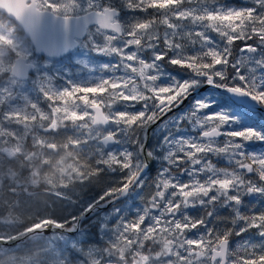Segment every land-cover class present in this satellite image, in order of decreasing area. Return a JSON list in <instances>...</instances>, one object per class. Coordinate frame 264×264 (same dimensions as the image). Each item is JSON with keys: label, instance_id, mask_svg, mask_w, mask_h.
Instances as JSON below:
<instances>
[{"label": "rangeland", "instance_id": "rangeland-1", "mask_svg": "<svg viewBox=\"0 0 264 264\" xmlns=\"http://www.w3.org/2000/svg\"><path fill=\"white\" fill-rule=\"evenodd\" d=\"M54 2L67 6L66 10L57 12L61 14L81 13L90 9L102 10L105 7L121 9L123 12L115 18L125 32L137 21L146 20L154 14L153 10L144 12L130 9L128 0H54ZM42 3L43 0H39V4ZM154 3L172 12H174V5H180L183 9L196 10L192 12L191 18L172 19L171 14L168 17L170 25H175L177 30V36L175 38L169 36V39H174L187 53L204 51L199 43L198 33L205 31L201 27L205 22L195 19L197 15L205 14L200 11L203 7L206 6L211 11L251 9L257 14H264V7H261L257 0H216L215 4L210 3V0H204L203 3H196L193 0L192 4H182L181 0H154ZM242 19L239 16H231L223 18V21L217 20L216 23L218 25L231 23L239 28ZM206 23L209 25L208 34L214 37L217 43H221L219 35L210 27L212 20L209 19ZM181 24L183 27H180ZM13 26L15 31L10 33V28ZM19 28L20 26L14 20L7 16L4 18L0 16V113L17 110L8 113L9 124L6 127L0 124V136L9 137V128L26 131L16 124H25L29 130H32L48 121H50L49 127L59 128L60 131L47 133L48 136H42L36 131V148L32 151L28 150L29 146L22 141L13 144L11 140H8L5 145H0L2 151L15 157L13 160L5 158L0 161V236L2 237L24 233L38 217L46 216L58 223L71 226L68 224L74 223L81 212L104 198L108 190L118 186L127 173L121 171L119 167L115 170L111 167L123 164V161L117 159L108 166L102 165L103 171L95 177L97 163L102 164L105 159H108L98 155L97 148L104 153L135 152L132 148L135 144L130 142V135L136 133L130 126L135 124L136 120L130 119L129 114H136L139 107L137 96H125L123 92L117 91L133 83L129 79H116L123 73V68L120 69V73L113 70L114 66L120 63L121 57L99 51L107 46V36L115 34L114 30H105L92 25L74 50L63 57L52 58L35 53L30 40ZM172 30V27L162 26L161 19L157 18L149 25V28L138 30V33L150 34L158 31L163 35L164 32ZM186 32H191L192 35L185 36ZM192 40H196L197 43L193 45ZM125 43L126 37L122 36L114 41L113 46L119 47ZM243 43L236 42L233 54L241 65L242 73L251 80L257 81L260 88H263L264 66L257 67V64L264 58V48L258 52L244 51ZM17 55L26 56L28 60L35 63L34 70L25 79H18L10 73L11 64ZM140 55L151 59L150 51L142 52ZM220 62H224L223 57L220 58ZM158 75L162 86H168L176 80L186 81L196 78L187 68L171 65L166 60L159 64ZM196 79H199L201 83L204 82L203 77ZM92 86L99 88L94 90ZM62 89V99L57 102L53 94ZM209 89L194 96L195 100L193 98L188 100L191 103H186L188 105L186 111H192L197 100H203L206 97L210 99L214 94L217 100L220 99L219 91L213 93ZM162 98L167 97L162 96ZM124 99L136 100L137 104L133 106L118 103L113 111L129 113H120L118 117L121 122L129 126V131L119 129V142L110 150H106L103 145L91 143L105 132L117 128L114 124L107 126L94 124L92 105H102L105 110L106 104L111 106L118 100ZM221 99L227 102L226 97ZM47 100H51L52 104L49 105ZM76 100H80L82 105L77 106ZM31 105L32 108H37L38 105L44 112H48L52 105L55 107L50 114L38 112L37 115L29 109ZM88 108L92 111L89 112ZM105 112L110 120L111 116L106 110ZM171 115L173 113L168 116ZM181 115L183 116L184 113ZM164 119H167V116ZM66 121H71V124H66ZM80 121H83V124L76 126ZM256 121L263 124L257 131L264 133V118L260 113L249 110L246 120L240 118L238 123L233 124V128L235 130L254 129L251 122ZM166 131L163 124L159 127L156 125L152 129L148 150L154 153L155 165L141 179L143 187H135L124 200L87 219L74 234L52 232L48 235H37L23 243L0 246V256L7 254L17 261V264H97L98 261L102 264H217L219 259L213 260L211 255L212 249L218 247L220 240L204 238L188 243L186 239L187 231H189V238L195 239L202 236L206 230L203 227L191 230L186 225L181 224L177 227L174 223H165L162 219L154 227L150 226L146 232L140 227L142 221L127 225V222L143 214L154 182L160 176L162 169L167 166L164 157L170 149L163 144ZM143 135L145 138V131ZM86 139L88 144L85 147ZM30 142L33 146L31 139ZM49 144L55 146V149L47 148ZM244 147L250 155H264V140L253 139L246 142ZM37 159L48 188L43 192L28 195L19 187L22 185L26 187L31 176L29 163L33 166ZM25 161L28 164H25ZM214 162L217 161L214 160ZM254 163L264 167V162ZM229 166L227 156L218 158L217 167ZM16 175L20 182L14 180ZM248 175L245 174L244 178L250 180ZM188 179L187 175H180L181 182H186ZM231 186L229 183V188ZM187 191H191L194 195L201 194L198 185L191 188L185 186L184 192ZM184 199L191 201L193 197L185 195ZM241 199L242 203L238 206L241 214L264 213V192H244ZM207 211L206 206L195 204L184 209L182 215L200 220L205 217ZM235 218L236 211L231 204H217L215 212L208 220V226L215 227L218 231L234 229L232 237H235V232L245 227L244 221L236 220L234 223ZM122 224L125 225L127 235L121 239L118 238V229ZM93 226H97V232L92 231ZM148 241L158 242L161 250L140 253L141 246ZM114 244L116 248L112 250ZM241 246H255L256 254L253 255L251 251L246 255L235 254L229 250V247L238 249ZM184 252L188 255H183ZM127 253H130L134 260L125 259ZM260 254H264V235L253 228L244 232L243 236H236L233 242L230 240L226 264H264V256ZM233 256L236 257L235 260L231 259Z\"/></svg>", "mask_w": 264, "mask_h": 264}, {"label": "snow or ice", "instance_id": "snow-or-ice-1", "mask_svg": "<svg viewBox=\"0 0 264 264\" xmlns=\"http://www.w3.org/2000/svg\"><path fill=\"white\" fill-rule=\"evenodd\" d=\"M195 2L203 3L204 0H195ZM257 2L261 7H264V0H257ZM181 3L192 4L193 0H181ZM210 3L215 4L216 0H210ZM128 7L132 10L144 12L153 10L154 14L146 20L137 21L126 32L122 29L121 24L114 20V10L105 8L99 14V24L104 29H116L115 34L107 36V46L99 49V51L119 55L121 61L114 66L113 70L120 73V69L123 68V73L118 75L116 79L133 81V83H129L127 88L118 89L117 91L123 92L125 96L135 95L139 98V107L136 114H129L126 111H113L118 103H127L134 106L137 104L136 100H118L117 103L111 106L106 104L105 110L111 116L107 125L114 124L117 128L105 132L102 142L99 138L91 141V143L98 146L108 145L117 140L119 129L129 131V126L118 119L120 113H128L130 119L136 120V123L130 126L136 133L130 135V142L134 143L137 149L135 152L104 153L97 148L98 155L108 159H105L102 164L97 163L95 177L103 171L102 165L108 166L117 159L123 161V164L114 165L111 168L115 170L116 167H119L121 171L127 173L118 186L107 191L103 199H115L128 193L133 187H143L141 182V174L144 169L143 161L154 155L153 152L142 147L143 134L148 127L152 125L159 127L163 124L167 129L163 144L170 149L164 157L167 166L162 169L160 176L154 182L143 214L127 222V225L130 226L133 223L142 221L140 227L142 231L146 232L150 226L154 227L162 219L165 223L172 222L177 227L181 224L186 225L191 230L203 227L206 229L205 233L195 239L189 238V231H187L186 239L188 243L193 240L208 238L226 241L229 246L234 229L218 231L215 227L208 226V220L215 212L217 204H231L236 211V218L233 222L235 223L236 220L245 222V227L235 232L236 235L243 236L244 232L253 228L258 229L259 233L264 235V213L245 215L238 210V206L242 203L241 195L244 192H264V183L258 184L244 178L245 174L256 173L257 177L264 181V167L254 163L256 161L264 162V155H250L244 147L246 142L253 139L264 140V133H259L254 129L235 130L233 124L238 123L240 118L246 120L248 109L233 96L226 95L230 92L250 97L252 100L264 105V90H261L257 81L251 80L242 73L241 65L233 54V48L236 46L237 41L244 42V51L258 52L264 48V14H257L251 9L211 11L208 7H203L200 11L205 14L197 15L195 19L205 22L201 25L205 31L198 33L200 36L199 43L204 51L187 53L174 39H169V36L173 38L177 36V30L175 25H170L168 17L171 14L172 19L191 18L192 12L196 11L195 9H183L180 5H174V12H172L163 6H156L154 0H128ZM62 9L66 10L67 6L56 3L54 0H43L42 4H32L19 12L0 6V10H5L16 21L23 22L31 28L36 27L45 11L60 12ZM107 16L111 17V24L106 22ZM231 16L243 18L239 28L231 23H221L219 25L216 23L217 20L223 21V18ZM157 18L161 19L162 26L172 27L173 30L171 32L166 31L163 35L158 31L150 34L138 33V30L149 28V25L154 23ZM209 19L212 20L211 29L219 35L221 43H217L215 38L208 34L209 25L206 21ZM180 27H183V24ZM12 31H15L14 26L10 28V33ZM184 35L191 36L192 33L186 32ZM122 36L126 37V43L119 47L113 46L114 41ZM249 41L252 43H248ZM191 43L195 45L197 41L192 40ZM146 51L151 52V59L140 55V53ZM221 57H223V63L220 62ZM165 60L171 65L187 68L196 78L203 77L204 82L212 86L209 91L213 93L218 92L220 89L225 91L220 93L219 100L214 94L210 99L206 97L203 100H197L193 110L186 111L188 105L185 102L188 101V97L193 92L197 91L201 81L196 78L186 81L176 80L168 86H162L159 83L158 72L159 64ZM130 65L131 67H129ZM261 66H264V58L260 59L257 64V67ZM62 92L63 89L53 94L57 102L62 99ZM162 96L167 97L163 103H161ZM222 97H226L227 102H223ZM193 99L196 98L193 97ZM47 101L49 105L52 104L51 100ZM188 103H191V101H188ZM75 104L80 106L82 102L76 100ZM54 107L55 105L49 107L48 112L42 111L38 105L37 108H32L31 105L29 109L33 114L38 115V112L50 114ZM84 107L87 106L84 105ZM177 109H180V111L177 112ZM236 109H239V111H236ZM87 110L92 111L91 108ZM13 111L17 110L0 113V124L6 127L9 124L8 113ZM170 112L173 115L168 116ZM181 113H184V115L182 116ZM165 116H167V119H163ZM65 123L71 124V121ZM48 124H50V121L32 130H29L25 124H16L26 131L9 128V137L0 136V145H5L8 140H11L13 144L21 141L27 144V139L31 136V141L35 147L36 131L41 133L42 136L60 131L59 128L53 129ZM82 124L83 121H80L76 126ZM87 144L86 139L85 147ZM197 152H199V155H197ZM224 156H227L230 166L217 167L218 158ZM5 158L8 160L15 159V157L9 156L0 149V161ZM214 160L217 162H214ZM180 175H187L189 179L186 182H181ZM229 183L232 185L230 188ZM126 185L127 187H125ZM197 185L200 195H194L191 191L184 192L185 186L191 188ZM185 195L193 197V199L187 201L184 199ZM195 204L208 208L204 218L196 220L182 215L184 209ZM50 225H55L58 228L63 227L62 224L49 217H38L33 225L25 230V236L46 229ZM118 233V238L121 239L127 235L124 224L120 226ZM14 236L17 239L20 238L18 234H14ZM10 238L5 236L0 237V240ZM115 248L116 244L113 245V249ZM229 250L245 255L249 251L253 255L256 254L255 246H241L237 250H232L229 247ZM183 255L187 256L188 253L184 252ZM260 255L264 256V254ZM231 259L235 260L236 257L233 256ZM0 264H17V261L6 254L0 256ZM97 264H102V262L98 261Z\"/></svg>", "mask_w": 264, "mask_h": 264}, {"label": "water", "instance_id": "water-1", "mask_svg": "<svg viewBox=\"0 0 264 264\" xmlns=\"http://www.w3.org/2000/svg\"><path fill=\"white\" fill-rule=\"evenodd\" d=\"M32 4H38V0H0V6L8 7L15 12L22 11L24 8L29 7ZM105 8L114 10L115 12L114 18L120 14V10L115 7H105ZM102 10L90 9L81 13H70V14H61V13L53 12L52 10H47L41 15L39 22L35 28H31L30 26L26 25L23 22L21 23L16 21L13 17L7 14L5 10H0V11L5 13L8 18L14 20L21 27L25 35L30 40L35 53L42 54L52 58H60L70 53L80 44V39L84 37L87 29L90 26L97 25L99 28L104 29L99 24V14ZM114 20L119 23V21H117L116 19ZM106 22L109 24L112 23V19L110 16L106 17ZM111 30L116 31V29L114 28ZM34 68H35V63L33 61L28 60L26 56L18 55L14 58L11 64L10 73L18 79H25L29 76L30 72L34 70ZM211 87H212L211 85H208L205 82L201 83L197 91L193 92L192 95L188 97V100L196 96L197 93L199 94L200 92H203ZM224 91H225L224 89L219 90L220 93ZM226 95L233 96L239 103L243 104L249 111L258 112L264 118V106L259 102L252 100L250 97H244L238 94H232L230 92L226 93ZM164 99L165 98L161 99V103L164 102ZM187 102L188 101H186L185 103ZM92 108H93V117H92L93 123L98 125H107L109 121L108 116L106 112H104L102 106L99 104H94ZM170 113H168V115ZM165 117H163V119ZM155 126L156 125H152L147 129H145V138L142 147H145L147 150L151 139L152 129ZM104 136L105 134L99 138L101 142L103 141ZM118 142L119 139L117 137V140L115 142H111L108 145H103V147L106 150H110L115 145H117ZM47 147L52 149L55 148V146L50 144L47 145ZM143 162H144V169L141 174V179L145 177L153 169L155 165V159L152 156L151 158L145 159ZM125 187H127V185ZM134 188L135 187H133L132 189ZM129 192L115 199H101L95 202L88 209L81 212L71 226L62 224L63 227L58 228L55 225H50L46 229H42L39 232H33L32 234L26 236L24 232L18 234L20 236V238L18 239L15 238V236H12L10 239L0 240V246L16 245L19 243H23L34 236L48 235L52 232L66 233L70 235L74 234L76 231H78L81 228L83 221L110 208L111 206L115 205L117 202L124 200L126 197H128ZM37 227H39V225ZM227 247H228L227 242L220 240L218 242V247L212 249L211 258L213 260L219 259V264H226Z\"/></svg>", "mask_w": 264, "mask_h": 264}, {"label": "trees", "instance_id": "trees-1", "mask_svg": "<svg viewBox=\"0 0 264 264\" xmlns=\"http://www.w3.org/2000/svg\"><path fill=\"white\" fill-rule=\"evenodd\" d=\"M19 30L22 31L21 29H19ZM92 88H94V90H98L99 87L98 86H92ZM261 90H264V87L261 88ZM251 125L254 127V130H258L263 124L256 121V122H251ZM242 130H248V129L243 128ZM30 139L31 138L29 136L28 141H27V145L29 146L28 150L32 151V150H35L36 147H33L31 145ZM143 141H144V135H143ZM132 148L134 149V151L137 150L136 146H133ZM38 162H39V160L37 159V161H35V164L33 166H30V163H29L30 172H31L30 179L28 180L26 187H23V185L21 187H19L22 190V192H24L28 195H32V194H35L38 192H43L44 190H46L48 188V183L46 181V178L44 177V175L42 174V172L40 170ZM220 163L223 164L222 162H220ZM25 164H28V162L25 161ZM248 177L251 181L258 182L259 184L264 183V181L260 180L257 177L256 173H255V175L249 174ZM14 180L16 182H20L17 175H16ZM92 231L97 232V226H93ZM236 236H238V235H236ZM236 236L232 237V239H231L232 242L235 240ZM111 249L114 250L113 247ZM230 249L237 250V248H233V247H230ZM160 250H161V248H160V245L158 242L148 241L141 246L140 253L151 252V251H160ZM235 254H238V253H235ZM125 259L134 260V257L130 256V253H127L125 255Z\"/></svg>", "mask_w": 264, "mask_h": 264}, {"label": "flooded vegetation", "instance_id": "flooded-vegetation-1", "mask_svg": "<svg viewBox=\"0 0 264 264\" xmlns=\"http://www.w3.org/2000/svg\"><path fill=\"white\" fill-rule=\"evenodd\" d=\"M38 4H39V0H38ZM119 10H120V14H121L123 11H122L121 9H119ZM120 14H119V15H120ZM119 15H118V16H119ZM0 16H2V17L4 18V17L7 16V15H6L5 13H3V12L0 11ZM118 16H117V17H118ZM114 19H116V18H114ZM19 29H21V27H20ZM21 30H22V29H21ZM22 32H23V30H22ZM23 33H24V32H23ZM24 34H25V33H24ZM66 55H67V54H66ZM17 56H18V55H17ZM15 57H16V56H15ZM15 57H14V58H15ZM13 60H14V59H13ZM93 105H94V104H93ZM93 105H92V106H93ZM101 106H102V105H101ZM102 108H103V110H104V107H103V106H102ZM92 109H93V108H92ZM104 112H105V110H104ZM47 148H48V147H47ZM54 149H55V148H54ZM102 199H103V198H102ZM86 220H87V219H86ZM86 220H85V221H86ZM85 221H83V223H84ZM72 224H73V223H69L68 225H72Z\"/></svg>", "mask_w": 264, "mask_h": 264}]
</instances>
